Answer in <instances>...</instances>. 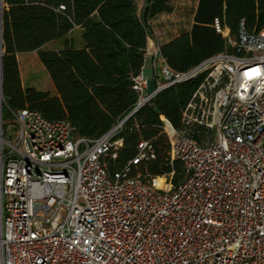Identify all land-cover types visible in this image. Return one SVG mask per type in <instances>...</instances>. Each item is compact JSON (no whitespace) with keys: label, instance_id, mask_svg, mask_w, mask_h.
<instances>
[{"label":"built area","instance_id":"obj_1","mask_svg":"<svg viewBox=\"0 0 264 264\" xmlns=\"http://www.w3.org/2000/svg\"><path fill=\"white\" fill-rule=\"evenodd\" d=\"M1 1V10L3 9ZM235 48L173 71L152 52L155 88L141 70L133 78L134 110L159 91L201 76L182 112L183 123L211 132L203 144L164 120L170 156L186 177L165 187L129 176L136 155L109 174L122 121L98 138L78 137L66 120L7 107L0 63V264H264V25L240 21ZM3 109L14 137H4Z\"/></svg>","mask_w":264,"mask_h":264},{"label":"trees","instance_id":"obj_2","mask_svg":"<svg viewBox=\"0 0 264 264\" xmlns=\"http://www.w3.org/2000/svg\"><path fill=\"white\" fill-rule=\"evenodd\" d=\"M2 89L7 107L30 108L49 120H66L78 137L98 138L122 121L115 134L121 139L116 156L101 162L111 174L137 153L140 141L151 145L149 157L130 165L129 176L165 179L176 185L186 177L183 163L170 156L164 120L203 144L211 132L198 124H185L182 112L201 76L175 83L134 110L138 94L132 78L144 68L150 20L171 12L169 0H3ZM214 18L236 36L240 21L248 32L264 25V0H198L193 23L160 45L166 64L187 71L209 56L234 53L214 28ZM80 27L78 41L73 36ZM60 41L57 49L45 45ZM79 42V45L77 44ZM36 51L56 94L23 87L17 53ZM9 113V111L6 109ZM10 114V113H9Z\"/></svg>","mask_w":264,"mask_h":264},{"label":"rangeland","instance_id":"obj_3","mask_svg":"<svg viewBox=\"0 0 264 264\" xmlns=\"http://www.w3.org/2000/svg\"><path fill=\"white\" fill-rule=\"evenodd\" d=\"M169 3L172 6V10L168 16L162 14L164 16L159 18L160 25H167L168 27L178 23H185L187 25L196 0H169ZM74 35L75 34H73V36ZM54 44L56 43H52L51 45ZM57 45L61 46L60 41L57 42ZM145 61L149 63L148 58H146ZM20 68L24 87L36 84V86L43 89H50L51 84L46 76L47 72L43 69L35 53H28L20 56ZM150 82H153V80L150 79ZM13 120L12 114H9L6 109H3L2 122L4 125V137L7 139L14 137V128L11 126Z\"/></svg>","mask_w":264,"mask_h":264},{"label":"crops","instance_id":"obj_4","mask_svg":"<svg viewBox=\"0 0 264 264\" xmlns=\"http://www.w3.org/2000/svg\"><path fill=\"white\" fill-rule=\"evenodd\" d=\"M197 2H198V0H196V3L194 5V9L191 13L189 23H187V25L185 23H183V24L178 23V24H175V25L169 26V27L167 25L161 26L160 22H159V18L164 16L162 14H165V16H168L170 14V12L159 13L150 20L151 33H150L149 38H148L146 54H145V59L148 58L149 63H146V61L144 59V68H143V74L148 79V85H147V91L148 92H151L155 88L154 68L152 65L153 64V55H152L153 50L158 45H161L162 43L167 42L168 40H170L173 37H175L176 35H178L181 31L190 29V27L193 23V15H194V11H195ZM73 34H75L74 36L76 37V39L78 41V38L80 36V27L76 26L75 29L73 30ZM57 42H58V40L50 41L45 45V47L48 49H57L60 47L59 45H57ZM52 43H56V44L51 45ZM77 44L79 45V42H77ZM28 53H35L37 56L36 51L17 53L18 69H19V74H20V78H21V82H22L23 87H24V83L22 80V74H21V68H20V56H22L24 54H28ZM41 65H42V63H41ZM42 67L45 70L43 65H42ZM46 76L49 79L50 84H51L50 89H43L41 87L36 86V84H31V85H28L26 87H33L37 90L48 91L51 95H55L57 92H56V89L53 85V82L50 79V76L48 73L46 74ZM150 79H152L153 82H150Z\"/></svg>","mask_w":264,"mask_h":264},{"label":"water","instance_id":"obj_5","mask_svg":"<svg viewBox=\"0 0 264 264\" xmlns=\"http://www.w3.org/2000/svg\"><path fill=\"white\" fill-rule=\"evenodd\" d=\"M1 1H3V0H0V63H1V56H2V36H1L2 10H1Z\"/></svg>","mask_w":264,"mask_h":264}]
</instances>
